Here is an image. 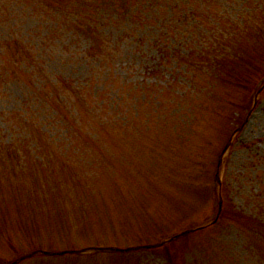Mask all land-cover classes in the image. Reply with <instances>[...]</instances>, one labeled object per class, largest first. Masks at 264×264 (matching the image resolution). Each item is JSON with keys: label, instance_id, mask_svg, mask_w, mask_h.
Returning a JSON list of instances; mask_svg holds the SVG:
<instances>
[{"label": "rangeland", "instance_id": "1", "mask_svg": "<svg viewBox=\"0 0 264 264\" xmlns=\"http://www.w3.org/2000/svg\"><path fill=\"white\" fill-rule=\"evenodd\" d=\"M214 2L219 16L205 13L204 37L220 56L196 77L178 52L194 48L198 30L168 34L165 18L150 21L151 13L134 23L105 22L115 48L101 62L86 53V38L47 39V24L24 3L0 12V46L25 39L44 71L40 80L32 76L35 68H19L6 48L2 257L169 264L170 251L179 264H264V241L246 226L264 212V87L248 110H238L246 85L264 69V0ZM175 12L176 21H187ZM58 80L69 84L55 89ZM163 241L170 247L148 248Z\"/></svg>", "mask_w": 264, "mask_h": 264}, {"label": "trees", "instance_id": "2", "mask_svg": "<svg viewBox=\"0 0 264 264\" xmlns=\"http://www.w3.org/2000/svg\"><path fill=\"white\" fill-rule=\"evenodd\" d=\"M10 2H15V4L24 3L33 11L36 17L41 18V21L47 24L46 38L55 39L58 35L68 34L72 38H86L88 39V47L86 53L92 58H96L98 61L105 62L111 60L113 49L115 48V43L111 41L110 36L104 34L105 22L118 23L121 21L127 22H138V18H146V14L151 13L152 17L150 21L160 20L165 18L166 28H164L167 33H173L174 35L183 36L186 35L189 30H195L197 35L192 38L194 43V48L185 56L181 51L178 52L180 56L186 58V63H189L190 69L194 72V76L197 74H203V70L206 69L212 62L218 59L220 56V51L217 49L219 45L212 43H207V38L204 37V18L205 13H208L212 17L219 16L218 13H213L210 4L215 3L214 0H0V12L6 11ZM163 7V8H162ZM169 9V10H168ZM182 17V22L187 19L186 22L180 23L179 20H175L176 12ZM183 16H182V14ZM206 17V16H205ZM137 19V20H135ZM189 20L193 21V24L188 26L185 25ZM109 37V38H108ZM206 40V42H205ZM187 43V42H186ZM6 48L12 49L17 61L14 62L19 68H24L25 63H29L26 69L32 71V76H36L40 80V72H44L41 68V60L38 57L40 52L36 47H30L26 44L25 39L18 40H8L7 42L1 44L0 46V67L3 68L1 79L8 76L9 71L5 67L4 56L6 54ZM163 51V49H162ZM167 56H169V51L166 48L163 51ZM18 63V64H17ZM5 68L7 71H5ZM230 75V72H229ZM193 76V77H194ZM69 83L67 81H55V89H62L66 87ZM39 89L46 91L48 86L46 82H38ZM71 87H73L71 85ZM264 87V69H262L258 75V78L254 82H249L245 89V100L244 104L238 110L249 109L251 106L254 95L259 94ZM74 88V87H73ZM79 89V88H77ZM57 91V90H56ZM60 92L57 94L59 95ZM58 97V96H57ZM59 103L64 104V100H58ZM237 110V111H238ZM236 111V112H237ZM239 111V112H240ZM60 115V114H59ZM241 116V113H240ZM231 120H235L234 116ZM239 119L237 118V121ZM232 122V121H231ZM234 123V121H233ZM236 124V123H235ZM239 124V123H238ZM232 129L228 133L231 132ZM217 176V175H216ZM217 184V188H218ZM217 190L216 186H213ZM214 191V189H213ZM222 194L223 191L221 190ZM216 191L214 192V195ZM222 196V195H221ZM220 198L222 199V197ZM220 206V205H219ZM262 210H264V199L261 201ZM223 209V200H222ZM244 218V217H243ZM250 218V223L247 224V229L254 232L257 237H260L264 241V212L261 220ZM183 239V238H181ZM180 239H176L173 243H177ZM139 246V245H137ZM170 247L169 244H165L163 249ZM160 249V248H159ZM157 249V250H159ZM35 253H46L49 255H57V252L47 251L44 248L34 249ZM154 251L156 250L153 249ZM71 252V251H67ZM67 252H64L65 254ZM169 253V264H179L177 262L176 256L168 251ZM256 252V251H255ZM20 255H17L18 257ZM43 257H47L43 255ZM21 262V261H19ZM7 258L0 255V264H13Z\"/></svg>", "mask_w": 264, "mask_h": 264}, {"label": "water", "instance_id": "3", "mask_svg": "<svg viewBox=\"0 0 264 264\" xmlns=\"http://www.w3.org/2000/svg\"><path fill=\"white\" fill-rule=\"evenodd\" d=\"M228 147H229V145H227V146L225 147V149H224L222 155L226 152V150L228 149ZM220 164H221V161H220L219 165H220ZM218 174H219V172H218ZM217 177H219V175H217ZM218 181H219V180H218ZM221 210H222V199L220 198L219 212H218V216H217L216 220L218 219L219 214L221 213ZM216 220H215V221H216ZM202 228H204V227H201V228H199V229H202ZM194 230H198V229H194ZM194 230L187 231V232H185L184 234H188L189 232H192V231H194ZM176 237H177V236H175V237H173V238H176ZM173 238H172V239H173ZM168 241H169V240H168ZM165 242H167V241H163L162 243H159L158 245H150L148 248H156V247H160V246H162L163 244H165ZM128 250H133V248H129ZM36 253H37V252H36ZM33 254H35V253H33ZM33 254H31V255H27V256H25V257H22V258L20 259V261L23 260V259H25V258H28V257H30V256H33ZM16 263H18V262H15L14 264H16Z\"/></svg>", "mask_w": 264, "mask_h": 264}]
</instances>
